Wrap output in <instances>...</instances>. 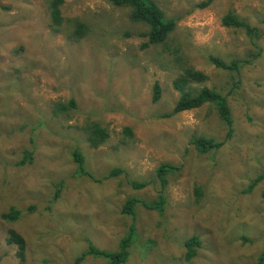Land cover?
I'll list each match as a JSON object with an SVG mask.
<instances>
[{
  "label": "rangeland",
  "instance_id": "374dc122",
  "mask_svg": "<svg viewBox=\"0 0 264 264\" xmlns=\"http://www.w3.org/2000/svg\"><path fill=\"white\" fill-rule=\"evenodd\" d=\"M58 1L0 0V264H73L90 245L118 250L133 224L120 264H264V0H155L177 19L160 44L127 6ZM229 12L256 33L223 25ZM214 57L251 62L234 71ZM188 71L205 76L188 89L227 95L230 126L210 103L173 112ZM93 121L109 134L97 147ZM202 136L225 144L200 152ZM162 164L179 167L165 186ZM130 197L141 200L134 220L122 212ZM163 197L160 210L143 206ZM191 237L201 245L187 259Z\"/></svg>",
  "mask_w": 264,
  "mask_h": 264
},
{
  "label": "trees",
  "instance_id": "16d2710c",
  "mask_svg": "<svg viewBox=\"0 0 264 264\" xmlns=\"http://www.w3.org/2000/svg\"><path fill=\"white\" fill-rule=\"evenodd\" d=\"M61 1V0H59ZM58 1V2H59ZM113 4L117 6H127L132 10V18L135 21L143 22L148 26L149 31V43L160 44L163 43L169 38L171 33L175 30L177 26V19L175 17L168 18L164 12V10L159 6V4L155 0H109ZM213 0H205L200 6L206 7ZM55 21L60 24V13L56 8L54 11ZM223 25L227 27L234 28H242L247 31L249 34H254L257 31L256 27H252L247 21L241 19L238 15L233 12L226 13L222 18ZM213 62L218 66L228 70L239 71L241 67L250 63L251 60L246 59H235L230 63H226L219 58H213ZM205 79L204 74L195 71H188L186 79H179L174 82L175 87L181 92V95L174 106V113H180L186 110L195 109L197 107H201L205 104H212L217 110L220 119L224 121L228 126L232 123V118L230 115V106L228 103L227 95L222 94L216 89H211L208 87H203L198 91L193 92V90L187 88V83L191 81L200 82ZM154 100H158L161 95V88L158 83L155 84L154 87ZM128 129L126 132H129ZM89 134L90 140L93 146H98L100 143L104 142L108 137V132L106 128L101 126L98 122L93 121L89 126ZM231 130L230 134L231 135ZM192 143L196 146V148L200 152H208L212 149H218L225 141H217L215 138L210 137H195L192 140ZM73 156L78 163V172L80 174H87V170L85 167V158L78 150H75ZM179 170V167L173 164H162L156 171V175L158 180H160L164 184L168 182L166 175L168 173H174ZM117 172L112 175H116ZM111 175V176H112ZM264 179V175H261L258 180ZM133 185L135 188L144 187L143 183L137 182L133 180ZM264 199V192H263ZM140 199L136 197H130L126 200L123 205L122 212L126 215H131L133 220L136 216V207L140 203ZM166 199L163 197L159 201H153L148 203L143 201V206L150 209L160 210L162 204H164ZM18 214H4L3 217H16ZM132 225V224H131ZM136 228L134 224L130 226L128 233L120 241L119 249L116 251H108L104 249L97 248L93 245H90L88 250L81 254L73 264H81V261L85 257V255L90 254L95 257H102L108 260L109 264H120L127 261L128 256L130 254V249L136 239ZM9 242L15 243L19 246L20 255L24 257L26 241L25 238L17 233L14 230L9 232ZM186 245L188 247L187 259H191L196 255L195 250L196 247L201 245L200 239L197 237H191L186 241ZM247 264H262V258L254 263Z\"/></svg>",
  "mask_w": 264,
  "mask_h": 264
}]
</instances>
